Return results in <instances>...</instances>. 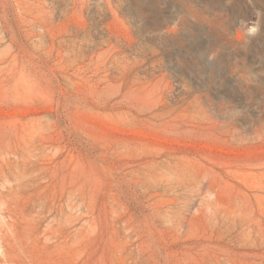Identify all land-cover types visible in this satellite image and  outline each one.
<instances>
[{
  "label": "rangeland",
  "instance_id": "obj_1",
  "mask_svg": "<svg viewBox=\"0 0 264 264\" xmlns=\"http://www.w3.org/2000/svg\"><path fill=\"white\" fill-rule=\"evenodd\" d=\"M0 264H264V0H0Z\"/></svg>",
  "mask_w": 264,
  "mask_h": 264
}]
</instances>
